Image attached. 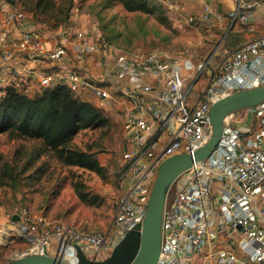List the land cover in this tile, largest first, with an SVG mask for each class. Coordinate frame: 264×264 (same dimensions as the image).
<instances>
[{
    "label": "built area",
    "instance_id": "built-area-1",
    "mask_svg": "<svg viewBox=\"0 0 264 264\" xmlns=\"http://www.w3.org/2000/svg\"><path fill=\"white\" fill-rule=\"evenodd\" d=\"M161 2L171 10H185L182 0ZM257 10L264 17V0H237L227 17L248 25ZM187 15L192 22L209 21L214 15L225 17L214 12L211 2L203 5L198 16ZM31 26L25 10L9 8L4 15L0 79L7 74L12 78L4 84L21 87L33 75L37 91L63 82L76 95L92 89L103 106L112 97L108 88L93 82L79 67L33 72L16 63L20 54L30 58L47 55L56 62L69 53L77 62L105 59L117 78L126 81L121 92L132 102L124 120L121 176L126 187L106 230L88 231L22 208L14 214L19 220L0 228V245L23 244L16 256L48 251L63 258L69 251L78 255L79 246L90 259L102 260L144 221L162 161L177 153L194 152L210 138L213 104L237 90L264 85V34L232 48L192 104L186 80L196 70L198 76L202 74L206 63L181 62L159 49L126 51L83 29L62 30L60 39L46 48L42 34ZM15 31L18 36L11 39ZM247 111L253 117L249 126L242 125ZM162 229L157 264H264V101L226 116L222 136L210 156L194 162L171 187Z\"/></svg>",
    "mask_w": 264,
    "mask_h": 264
},
{
    "label": "rangeland",
    "instance_id": "rangeland-1",
    "mask_svg": "<svg viewBox=\"0 0 264 264\" xmlns=\"http://www.w3.org/2000/svg\"><path fill=\"white\" fill-rule=\"evenodd\" d=\"M19 1L0 0V12L4 16L9 8L26 11ZM153 3L163 5L164 11L127 10L121 0H74L71 18L63 28L83 29L94 36L103 34L126 51L159 49L181 62L190 59L196 66L206 63L202 74L198 76L196 70L186 80L190 99L195 102L231 50L228 51L223 32L213 22L190 21L187 13L198 14L195 11L185 7L184 11H174L161 0ZM42 31L50 38L60 39L56 33L59 30L44 27ZM112 122L111 131L104 138H100V130H86L75 139V144L82 148L94 146L106 168L105 175L62 165L47 153L37 155L35 141L0 133V228L9 224L19 210L27 208L31 213H43L88 231L106 230L126 187L121 176L126 133L121 122ZM76 185L95 195L97 202L83 201ZM23 248L18 242L0 245V264H7Z\"/></svg>",
    "mask_w": 264,
    "mask_h": 264
},
{
    "label": "trees",
    "instance_id": "trees-1",
    "mask_svg": "<svg viewBox=\"0 0 264 264\" xmlns=\"http://www.w3.org/2000/svg\"><path fill=\"white\" fill-rule=\"evenodd\" d=\"M121 1L131 11H164V6L154 4L153 0ZM19 2L30 14L31 22L39 33L43 32L44 27L64 30L63 25L70 20L74 7V0ZM101 36L120 47L110 37ZM112 125L104 107L82 99L63 82L33 94L17 85H0V133H7L10 138L35 141L37 155L47 153L62 165L77 166L105 175L106 168L100 162L94 146L89 144L82 148L75 144V139L81 131L86 130H100V138H104L110 133ZM76 192L83 201L90 204L97 202V197L83 186L76 185Z\"/></svg>",
    "mask_w": 264,
    "mask_h": 264
},
{
    "label": "water",
    "instance_id": "water-1",
    "mask_svg": "<svg viewBox=\"0 0 264 264\" xmlns=\"http://www.w3.org/2000/svg\"><path fill=\"white\" fill-rule=\"evenodd\" d=\"M263 101L264 85L237 90L216 101L210 111L213 124L210 138L194 152L177 153L162 161L150 192L144 221L129 231L105 259H90L77 246L79 262L44 251L17 255L7 264H157L162 244L163 210L171 187L194 162L210 156L222 136L227 115L249 109ZM12 220H19V216L14 215Z\"/></svg>",
    "mask_w": 264,
    "mask_h": 264
},
{
    "label": "crops",
    "instance_id": "crops-1",
    "mask_svg": "<svg viewBox=\"0 0 264 264\" xmlns=\"http://www.w3.org/2000/svg\"><path fill=\"white\" fill-rule=\"evenodd\" d=\"M183 6L190 9V12L195 11L200 13L203 5L206 2H211L213 5V10L215 13H222L225 17L223 19H217L214 15L209 21L213 22L217 29L223 32V40L225 41V46L228 51L232 48H235L244 42L254 38L258 34H264V17L260 10H257L250 19L248 25H242L239 22H233L227 17L229 12L234 9L237 5V0H182ZM3 14L0 12V30L3 22ZM33 29H36L34 24L31 26ZM62 30H59L56 33H61ZM44 38V46L50 48L54 45L57 40L55 37L50 38L46 36L44 32H41ZM17 32L11 34V39L17 37ZM108 60L105 59H91L85 62H77L73 59L72 54L69 53L67 57H64L61 62H56L52 60L47 55L37 56L35 58H30L26 54H20L16 58V63L25 65L29 68L30 71H41L46 69H54L60 67H79L80 70L90 79L98 85H102L105 88H108L112 93V97L107 101V104L103 106L101 99L92 89H83L80 97L82 99L91 101L98 106L104 107L108 115L113 121L121 122V126L124 129V120L125 113L132 107V102L124 96L121 92L122 87L126 84L125 80H120L117 78L115 73H113L108 66ZM6 77V78H5ZM4 78L0 79V85H3L6 80L12 79L9 74L5 75ZM33 75L30 76V79L27 83H21L22 89H29L33 93L37 92L38 85L33 80ZM190 102L194 104L195 102L190 99ZM246 118L242 125L249 126L253 124V117L251 111L244 112ZM219 185V182H217Z\"/></svg>",
    "mask_w": 264,
    "mask_h": 264
},
{
    "label": "bare ground",
    "instance_id": "bare-ground-1",
    "mask_svg": "<svg viewBox=\"0 0 264 264\" xmlns=\"http://www.w3.org/2000/svg\"><path fill=\"white\" fill-rule=\"evenodd\" d=\"M50 250L53 251L51 248H50ZM49 253H52V252H49ZM65 259L69 260V261H73V262H79V260H80L78 255H73V253L71 254L70 251L66 254V258Z\"/></svg>",
    "mask_w": 264,
    "mask_h": 264
}]
</instances>
